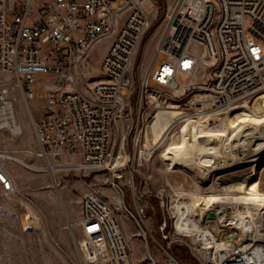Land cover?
<instances>
[{
	"label": "built area",
	"instance_id": "2783aa9c",
	"mask_svg": "<svg viewBox=\"0 0 264 264\" xmlns=\"http://www.w3.org/2000/svg\"><path fill=\"white\" fill-rule=\"evenodd\" d=\"M159 15L155 0H0V74L14 77V92L20 89L29 106L38 76L55 75L44 85L38 118L31 110L38 156L46 165L56 161L70 171L107 167L114 129L132 116L128 106L136 93L138 55ZM160 27L163 33L142 83L141 109L149 81L180 97L199 90L195 112L200 115L249 106L264 94V0H175ZM106 38L110 44L99 64L101 78L93 80L87 74L88 61ZM161 56L165 59L154 69ZM181 75L188 78L186 84ZM16 100L0 92V109ZM142 115L135 124V148L147 125ZM65 155H79L81 161L63 164ZM0 185L5 194H16L1 158ZM121 215L98 189L82 195L78 219L71 226L80 231L85 264H137ZM166 228L165 218L159 226L164 240L169 239ZM261 248L253 243L222 248L212 260L208 248L204 256L206 264H262Z\"/></svg>",
	"mask_w": 264,
	"mask_h": 264
},
{
	"label": "rangeland",
	"instance_id": "374dc122",
	"mask_svg": "<svg viewBox=\"0 0 264 264\" xmlns=\"http://www.w3.org/2000/svg\"><path fill=\"white\" fill-rule=\"evenodd\" d=\"M155 1L160 6L159 19L151 35L142 44L138 55L136 93L128 106V109L131 107L132 116H129V120H124L113 132L112 157L109 161L111 169L107 166L108 168L92 171H70L64 170V167L57 169V166H54L57 173L53 181L51 173L35 172L20 164L5 161L17 191L14 196L7 195L0 185V264H85L79 247L80 231L71 225L78 219L82 195L91 188L98 189L103 195L115 194L122 201L121 212L125 214L122 219L128 216L133 223L132 227L131 223L126 222L125 228L128 230L134 256L139 255L144 249L140 245L133 246L132 240L135 237H142L145 240L143 235L145 231L152 251L156 249L170 261L174 263L177 261L179 264H206L205 257H202L204 255L196 250V248L202 250L199 241L200 233L195 231L196 233L189 235L175 231L176 206L191 202L201 210L202 215H205L212 197L234 202L235 198L241 197L240 194L255 191L264 194V154L254 157L255 154L248 149L247 152L241 153L240 158L243 160L234 163L232 157L229 161L223 159V162L219 164L221 168H214L215 170L210 174H204L202 170H199V165L193 163L195 161L189 162V160L200 156L203 152L210 153L212 149L210 145L202 144L203 147H200L198 141L191 137L187 143V146L191 147L189 151L182 154L184 149L178 147L171 149L169 153L165 150L174 144L186 141L190 136L191 121H194V125L207 123L210 128L217 131L223 125L228 126V116L233 110L218 115L196 114L197 102L201 101L199 90L193 93L188 92L180 97V93L156 89L158 86L153 81H149L150 88L143 94L145 111L141 109L142 83L163 33V28L160 27L161 21L168 7L173 6L175 0ZM109 44L110 39L102 40L90 55L87 74L93 80L101 78L99 64ZM191 49L200 53L199 46H193ZM163 59H165L164 56L158 58L154 69L160 66ZM54 76V74L38 76V84L33 86L35 99L29 103V106L20 89H17L16 93L12 90L14 77L0 74V92L6 88L9 90V95L17 98L13 102L14 110L17 122L19 117L23 130L17 137H14L10 131L0 130V154L17 156L33 166L45 167V160L38 156L39 146L32 124L31 110L38 118L40 106L44 103L46 96L44 85L50 84ZM179 79L183 84L188 82L185 76L181 75ZM201 81L202 77H199L197 83ZM125 93L126 91L122 90V94ZM140 114H143L142 120L147 122V125L142 133L140 146L135 148L133 146L135 124ZM163 131L165 135H162ZM253 134L259 135L258 132ZM161 137L163 139L160 142ZM229 137L230 131L227 130L221 143L223 145L227 143ZM222 149L225 150L226 147ZM236 152L238 153L239 150ZM214 156L222 159L218 155ZM183 159L187 160L185 161L187 163L183 162ZM80 161L79 155H65L61 159L63 164H76ZM51 162L59 165L56 161ZM229 164L234 166L231 167ZM131 181L134 183L133 186L130 184ZM140 196H143L149 204L144 212H142L144 205L139 200ZM26 204L32 207L41 218V227L37 226L38 229L31 227L28 222L30 214H32V220L37 215ZM211 214L215 213L211 212L207 218L203 217L201 222L203 226L209 225L208 229L214 228L217 238H222L224 235V233L221 234L222 231H234L232 225L222 227L214 221L209 222L212 220H210ZM165 218L167 220L166 234L169 236L167 240L163 239L159 230V225ZM261 231L262 237L258 235L256 238L249 237L248 244L264 246V224ZM209 250L212 252V249ZM147 253V256L151 257L149 252Z\"/></svg>",
	"mask_w": 264,
	"mask_h": 264
},
{
	"label": "bare ground",
	"instance_id": "6f19581e",
	"mask_svg": "<svg viewBox=\"0 0 264 264\" xmlns=\"http://www.w3.org/2000/svg\"><path fill=\"white\" fill-rule=\"evenodd\" d=\"M165 72H169V70H166ZM147 77L148 73L144 79V84L146 83ZM12 90L14 91L13 86ZM1 94L9 95V90L5 88L1 91ZM227 121L228 126L223 125L219 128V130L216 129L217 131H215L213 128H210L207 123L202 125H194V121H191L189 124L190 136L186 139V141L180 142L179 140L180 143L174 144L172 147L165 150H167L169 153L171 149L174 150L175 147L183 148V154L187 150L189 151L191 148L187 146L188 140H190L191 137H194V139L198 141V145L200 147H203L201 146L202 144L210 145L212 147V149L210 147V153L208 152V154H206L203 152L200 154V156L189 160V162L195 161L193 163L199 165V170H202L204 174H210L215 170L214 168L220 167L219 164L223 162V159L229 161V159H231L230 157H232L235 161L234 163L243 160L240 158L242 156L241 153L243 154L244 152H247L248 149H251L250 151H252V154H255L254 157L260 155L262 156V154H264V94L259 96L252 105L233 109L231 114L228 116ZM0 130L10 131L15 137L20 136L23 132L22 125L17 122L16 113L12 102H7L0 109ZM227 130L230 131L229 141L223 145L221 143V139ZM254 132H258L259 135H254ZM162 135H165L164 131L162 132ZM162 139L163 137L160 138V142ZM223 147H226V149L223 150ZM238 150L239 152L237 153L236 151ZM231 151H234V153H231ZM213 155H218L222 159L215 156L213 157ZM0 158L5 161L9 160L11 162L20 164L27 169L40 173H51V167L58 166L52 163L51 165H45V167H36L23 161L19 157L12 156L10 154H0ZM185 161L187 160H184L183 162ZM107 166L109 167H107L108 169H111L110 162L107 164ZM229 166L232 167L234 164H229ZM51 176L54 181L56 175L51 173ZM130 183L133 184L132 181ZM14 187L16 188L15 182ZM240 195L241 197L238 199L235 198L234 202L232 200L223 201L221 198L212 197V200H210L207 205L208 212L205 215H202L200 213L201 210L197 209V207H195V205L191 202L184 205H177L175 209L177 214V220L174 225L175 231H178L180 234L189 235H192V233L198 231V233H200L199 241L203 252L198 248H196V250L201 253V255H204L207 252L206 249H212V252L210 251L211 260L215 256L216 252L222 248L231 249L239 245H243L245 248H248L251 244H248L250 240L247 238H256L257 235L258 237H262L261 227L262 224H264V220H262V216L264 215V194L255 191L254 193H245ZM108 197L115 205V209L121 212L122 201L119 200L115 194ZM234 206L236 208H233ZM237 206H239V208ZM230 210L233 211L231 212ZM34 212L37 215V219L32 220V214L28 213L30 214L28 222L33 228H37V226L41 227V218L35 210ZM211 212L216 214V218L214 220L210 219L211 221L209 222L214 221V223H219L222 227L232 225V230H236L237 232L234 233V231H222L221 234L224 233L222 238H217L215 236V231L213 230L214 228L205 229L201 220H203V217L207 218ZM124 215L125 214H122V218ZM34 222H36L37 225ZM206 236H209V238H206ZM245 237L246 241L244 240ZM254 245L256 246V244ZM261 247H263L262 251L264 254V246L258 245V248ZM262 264H264V262H262Z\"/></svg>",
	"mask_w": 264,
	"mask_h": 264
},
{
	"label": "crops",
	"instance_id": "0c3cea01",
	"mask_svg": "<svg viewBox=\"0 0 264 264\" xmlns=\"http://www.w3.org/2000/svg\"><path fill=\"white\" fill-rule=\"evenodd\" d=\"M56 168L57 169H60L61 166H57ZM51 173H54V175H56L57 171L55 170V168L52 167ZM34 219L36 220L37 217L34 218ZM126 222L127 223H131L132 224V227H133V223H132L131 219L128 216H125L124 219H122V225H123L125 231L128 232V230H126V228H125V223ZM142 222L145 224V222H144L143 219H142ZM146 228H148V227H146ZM131 244L133 246L140 245L144 249L143 252H140L139 255L135 256V260H136V263L137 264H170V262H171L169 259L163 257V255L160 252L156 251V249H154L152 251L151 244L149 243V241L147 240V238H145V240H144L142 237H135L132 240V243ZM147 252H149V254L151 255V257H148L147 256L148 255Z\"/></svg>",
	"mask_w": 264,
	"mask_h": 264
},
{
	"label": "water",
	"instance_id": "95a60500",
	"mask_svg": "<svg viewBox=\"0 0 264 264\" xmlns=\"http://www.w3.org/2000/svg\"><path fill=\"white\" fill-rule=\"evenodd\" d=\"M139 200L143 203V209H142V212H144V209H147L149 207V204L148 202L146 201V199L143 197V196H140L139 197ZM210 219L214 220L215 219V214H211L210 215ZM170 264H176L174 262H170Z\"/></svg>",
	"mask_w": 264,
	"mask_h": 264
}]
</instances>
